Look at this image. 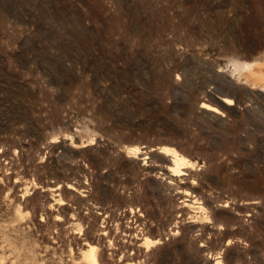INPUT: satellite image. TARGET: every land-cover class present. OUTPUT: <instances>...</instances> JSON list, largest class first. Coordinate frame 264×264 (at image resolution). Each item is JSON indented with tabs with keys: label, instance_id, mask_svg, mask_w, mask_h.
I'll use <instances>...</instances> for the list:
<instances>
[{
	"label": "rangeland",
	"instance_id": "rangeland-1",
	"mask_svg": "<svg viewBox=\"0 0 264 264\" xmlns=\"http://www.w3.org/2000/svg\"><path fill=\"white\" fill-rule=\"evenodd\" d=\"M94 263L264 264V0H0V264Z\"/></svg>",
	"mask_w": 264,
	"mask_h": 264
},
{
	"label": "bare ground",
	"instance_id": "bare-ground-1",
	"mask_svg": "<svg viewBox=\"0 0 264 264\" xmlns=\"http://www.w3.org/2000/svg\"><path fill=\"white\" fill-rule=\"evenodd\" d=\"M222 102V101H221ZM231 100H229V99H223V103L224 104H226V105H231ZM209 110H211L212 112H214V113H219L218 112V109L217 108H208ZM174 158H176V156L174 157ZM177 161H178V159H177ZM176 161V162H177ZM174 162V161H173ZM177 164V163H176ZM171 169V168H170ZM180 170H181V168H180ZM178 171V169H176V172ZM91 252H93V250H91ZM94 254V253H93ZM96 254V253H95ZM95 256L96 255H93V256H91L92 257V260H93V262H96V259H95ZM95 264V263H94Z\"/></svg>",
	"mask_w": 264,
	"mask_h": 264
},
{
	"label": "water",
	"instance_id": "water-1",
	"mask_svg": "<svg viewBox=\"0 0 264 264\" xmlns=\"http://www.w3.org/2000/svg\"><path fill=\"white\" fill-rule=\"evenodd\" d=\"M217 106H218L219 108H224V107H225V105H224L223 103H221L220 99L217 100Z\"/></svg>",
	"mask_w": 264,
	"mask_h": 264
}]
</instances>
